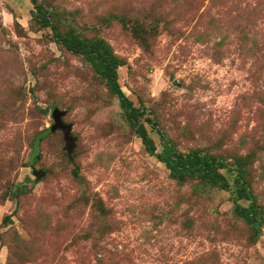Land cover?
<instances>
[{
  "label": "rangeland",
  "instance_id": "obj_1",
  "mask_svg": "<svg viewBox=\"0 0 264 264\" xmlns=\"http://www.w3.org/2000/svg\"><path fill=\"white\" fill-rule=\"evenodd\" d=\"M55 32L108 46L153 153ZM52 107L70 145L41 136ZM164 148L223 162L227 189ZM0 264H264V0H0Z\"/></svg>",
  "mask_w": 264,
  "mask_h": 264
},
{
  "label": "trees",
  "instance_id": "obj_2",
  "mask_svg": "<svg viewBox=\"0 0 264 264\" xmlns=\"http://www.w3.org/2000/svg\"><path fill=\"white\" fill-rule=\"evenodd\" d=\"M33 2V0H31ZM35 8H38L34 4ZM41 24L48 26V21L42 18ZM58 36V41L71 52H80L89 60L94 62L97 72L105 80L108 90L116 96L119 105L123 110L124 117L130 126H135L134 131L140 137L142 144L149 153H153L154 146L149 137L146 135L143 122H148L147 118L139 120L141 113L137 108L131 105V102L124 96L121 91L116 76L117 60L109 53L108 46L100 40H88L76 37L72 33ZM157 157L164 163L169 170V174L173 177L183 178L185 176L197 175L201 180L210 182L218 189H227L228 182L225 177L218 171L224 168L223 162L216 160L214 157L201 155L198 150L193 149L187 152H178L172 149L164 148ZM236 195L240 199L249 200L247 207L234 204L233 210L240 217L244 218L248 223L253 222L256 207L250 199V195L245 186L236 189Z\"/></svg>",
  "mask_w": 264,
  "mask_h": 264
},
{
  "label": "water",
  "instance_id": "obj_3",
  "mask_svg": "<svg viewBox=\"0 0 264 264\" xmlns=\"http://www.w3.org/2000/svg\"><path fill=\"white\" fill-rule=\"evenodd\" d=\"M50 117L52 118L53 123L50 124L48 128H46L42 133L41 136H44L55 129H60L63 132V137L67 141V143L70 145L72 143V138L69 135L70 130V124H64L61 121V116L64 114L63 110H59L57 107H52L49 111ZM37 176H41L43 173L42 171H35Z\"/></svg>",
  "mask_w": 264,
  "mask_h": 264
}]
</instances>
